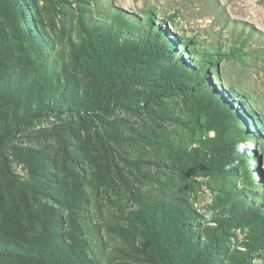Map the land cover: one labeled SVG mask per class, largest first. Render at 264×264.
Wrapping results in <instances>:
<instances>
[{
    "label": "rangeland",
    "instance_id": "1",
    "mask_svg": "<svg viewBox=\"0 0 264 264\" xmlns=\"http://www.w3.org/2000/svg\"><path fill=\"white\" fill-rule=\"evenodd\" d=\"M234 199L264 215V0H0V264H264Z\"/></svg>",
    "mask_w": 264,
    "mask_h": 264
},
{
    "label": "trees",
    "instance_id": "2",
    "mask_svg": "<svg viewBox=\"0 0 264 264\" xmlns=\"http://www.w3.org/2000/svg\"><path fill=\"white\" fill-rule=\"evenodd\" d=\"M201 102L205 105L207 111H209L210 116L212 117L213 129L218 134V142H216L214 145V155L217 157V159L219 158L218 160H220V162H222V157L228 155L232 150V147L228 143L226 136L230 128L229 125L231 126V124H234L232 111L230 108L221 107L218 103H216V101H211L209 96L201 95ZM176 203V201H173V205ZM260 209V207L257 208L246 206L242 200L234 199V201H231L226 205L223 204L222 207L215 210V213H213V220L214 223L217 224V227L212 228V230L216 231V233L219 235V239H221L223 238L227 228L233 225H253L255 230L257 229L259 234L264 236V215ZM150 225L155 228L157 232V225L154 223H151ZM209 229H211V227ZM206 233L210 235L212 234L210 230H207ZM217 234H215V236H217ZM155 245L159 249V247H161V240L157 239V243H155ZM162 256L165 264H171V257L168 254V249L162 253Z\"/></svg>",
    "mask_w": 264,
    "mask_h": 264
}]
</instances>
